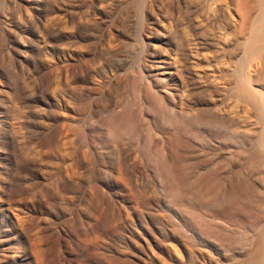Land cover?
<instances>
[{
  "label": "rangeland",
  "instance_id": "rangeland-1",
  "mask_svg": "<svg viewBox=\"0 0 264 264\" xmlns=\"http://www.w3.org/2000/svg\"><path fill=\"white\" fill-rule=\"evenodd\" d=\"M0 264H264V0H0Z\"/></svg>",
  "mask_w": 264,
  "mask_h": 264
},
{
  "label": "bare ground",
  "instance_id": "bare-ground-1",
  "mask_svg": "<svg viewBox=\"0 0 264 264\" xmlns=\"http://www.w3.org/2000/svg\"><path fill=\"white\" fill-rule=\"evenodd\" d=\"M126 89H128V88H126ZM124 94H125V96L123 95L121 97V100L119 99L120 101H115V103L113 102L114 103V109H120L121 108V115L123 116L124 119L127 120V122H137V124H138L140 121V113H141L142 109H144L146 107L147 102H148L147 97H146L147 95H146L145 91L142 90L139 86H137V88H135L134 90L131 89V91L130 90L126 91ZM129 97L133 101V105H138L137 110H133L132 107H128L127 105L122 104V98H125V100H127V98H128V100H129ZM114 124H115V122H113L111 124V127L116 126ZM219 199H220L221 203L227 202V196L225 194H222Z\"/></svg>",
  "mask_w": 264,
  "mask_h": 264
}]
</instances>
